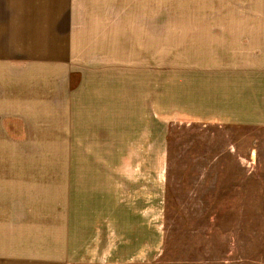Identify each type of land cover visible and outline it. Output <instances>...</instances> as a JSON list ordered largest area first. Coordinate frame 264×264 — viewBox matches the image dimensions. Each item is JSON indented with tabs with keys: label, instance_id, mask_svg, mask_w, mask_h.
Masks as SVG:
<instances>
[{
	"label": "rangeland",
	"instance_id": "374dc122",
	"mask_svg": "<svg viewBox=\"0 0 264 264\" xmlns=\"http://www.w3.org/2000/svg\"><path fill=\"white\" fill-rule=\"evenodd\" d=\"M208 5L52 0V35L60 45L52 54L25 46L21 62L0 68V103L19 107L17 97L28 100V93L48 97L41 80L66 51L72 57L54 78L61 84L70 77L72 93L57 96L69 108L72 97L68 116H60L61 107L44 120L27 110L0 111V166L110 169L98 190L113 191L104 202L114 206L115 221L106 220L104 237L98 234L94 253L79 264H264V125L161 111L162 72L164 65L172 69L178 51L174 22H207Z\"/></svg>",
	"mask_w": 264,
	"mask_h": 264
},
{
	"label": "crops",
	"instance_id": "0c3cea01",
	"mask_svg": "<svg viewBox=\"0 0 264 264\" xmlns=\"http://www.w3.org/2000/svg\"><path fill=\"white\" fill-rule=\"evenodd\" d=\"M174 23L178 51L172 69L165 72L164 65L162 72V114L263 126L264 0H209L207 22L195 16ZM168 28L166 22L162 35L167 46ZM58 45L52 35V0H0V68L19 63L25 46L35 54L39 46L48 47L52 54ZM66 58L72 62L68 51L63 62L52 65L54 71L50 66L48 79L41 80L48 97L28 93V100L17 97L19 107L2 100L0 111L27 110L32 120H44L55 119L52 115L61 107L60 116H68L72 97L69 108L64 101L58 103L57 96L72 93L70 77L68 92L67 82L54 79L61 76L55 70L65 69ZM52 128L56 130L54 124ZM1 130L9 139L8 130ZM64 170L0 166V264H79L94 253L91 248L99 245L97 237H104V223L115 221L114 206L104 202L113 200V191L98 190L105 183L101 174L110 169L65 165Z\"/></svg>",
	"mask_w": 264,
	"mask_h": 264
}]
</instances>
